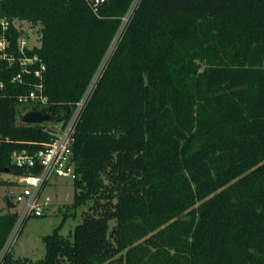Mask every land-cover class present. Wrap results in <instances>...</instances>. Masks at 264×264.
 I'll list each match as a JSON object with an SVG mask.
<instances>
[{
  "label": "trees",
  "instance_id": "16d2710c",
  "mask_svg": "<svg viewBox=\"0 0 264 264\" xmlns=\"http://www.w3.org/2000/svg\"><path fill=\"white\" fill-rule=\"evenodd\" d=\"M127 15L77 126L74 201L43 258L2 264H264V0H0L36 28L49 98L21 104L30 86L0 75V184L54 137L23 115L62 126ZM16 218L0 214L1 246Z\"/></svg>",
  "mask_w": 264,
  "mask_h": 264
},
{
  "label": "built area",
  "instance_id": "2783aa9c",
  "mask_svg": "<svg viewBox=\"0 0 264 264\" xmlns=\"http://www.w3.org/2000/svg\"><path fill=\"white\" fill-rule=\"evenodd\" d=\"M104 1L89 0V3L94 12H98L99 6ZM128 18L129 15L124 18L123 26L115 37L117 40L116 45ZM34 35L39 40L36 28L28 22L0 16V75L6 76L8 74L9 84L30 86V89L25 93L15 95L19 103L46 106L49 105L44 82L47 65L39 54L31 53L35 47L40 46L38 42L33 43L32 36ZM104 60L105 58L80 100L77 101L73 109L68 111V117L64 124L60 126L50 120L44 126V130L54 136L53 139L43 143L42 147L33 154L28 149L16 150L13 153V164L18 167H25L30 172L25 175L14 176L18 195L17 202H14L15 207L20 202L22 205L21 209L16 212L17 218L6 240L3 253L0 255V264L3 263L6 254L12 251V245L20 235L25 222L32 217L45 216L52 211V200L44 194V188L50 182V179L53 176L72 177L73 179L76 177V165L73 160L76 130L97 81L106 68L104 67ZM8 92V84L4 80H0V98L8 96Z\"/></svg>",
  "mask_w": 264,
  "mask_h": 264
},
{
  "label": "rangeland",
  "instance_id": "374dc122",
  "mask_svg": "<svg viewBox=\"0 0 264 264\" xmlns=\"http://www.w3.org/2000/svg\"><path fill=\"white\" fill-rule=\"evenodd\" d=\"M33 43L39 42L37 36H32ZM114 44L105 57L104 67H106L112 50L116 45V39ZM5 180L7 184H0V214L7 213L9 211L7 206L6 196L11 193L14 196V202H17V184L13 175L5 174ZM74 179L72 177H59L53 176L50 182L44 188V194L48 195L52 200V211L41 217L30 218L20 235L16 238L12 245L11 253L15 257H29L33 260L41 259L46 254V244L43 241V236L53 233L63 220V213L67 210V206L74 201ZM22 203H18L17 207L12 208L11 212H18L21 209ZM61 208L62 213L58 210ZM84 208L77 210V215L70 216L64 223L61 229V234L72 239V233L76 225L82 222V213ZM6 242L1 246L0 255L3 253Z\"/></svg>",
  "mask_w": 264,
  "mask_h": 264
},
{
  "label": "water",
  "instance_id": "95a60500",
  "mask_svg": "<svg viewBox=\"0 0 264 264\" xmlns=\"http://www.w3.org/2000/svg\"><path fill=\"white\" fill-rule=\"evenodd\" d=\"M51 120V115L49 113H44L40 110H33L25 113L22 117V121L27 124H39L49 122ZM8 209L11 210L15 207L13 200V194L9 193L6 196Z\"/></svg>",
  "mask_w": 264,
  "mask_h": 264
}]
</instances>
